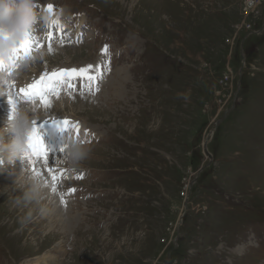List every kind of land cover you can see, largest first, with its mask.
I'll use <instances>...</instances> for the list:
<instances>
[{"label":"rangeland","instance_id":"1","mask_svg":"<svg viewBox=\"0 0 264 264\" xmlns=\"http://www.w3.org/2000/svg\"><path fill=\"white\" fill-rule=\"evenodd\" d=\"M245 2L37 0L33 50L0 74V130L10 99L34 108L50 164L4 165L0 264L46 254L56 264H264V0L249 15ZM87 66L103 69L98 91L58 83L48 107L12 95L45 72ZM63 120L79 133L57 128ZM72 139L91 149L78 167L65 159ZM51 166L67 178L53 180ZM23 170L46 180L53 212L76 222L52 212L22 224L28 210L12 201Z\"/></svg>","mask_w":264,"mask_h":264},{"label":"clouds","instance_id":"2","mask_svg":"<svg viewBox=\"0 0 264 264\" xmlns=\"http://www.w3.org/2000/svg\"><path fill=\"white\" fill-rule=\"evenodd\" d=\"M42 21L37 12V0H0V57L11 61L15 57L18 41L32 35ZM185 98L186 97H181ZM34 108L20 107L12 113L6 127L0 130V173L5 164L25 161L29 155V141L35 123ZM91 149L75 139L70 140L65 159L78 167L89 158ZM16 188L23 194L12 201L16 208L27 209L21 223L24 225L38 218H47L53 209L47 197H51L48 182L25 170L16 176Z\"/></svg>","mask_w":264,"mask_h":264},{"label":"snow or ice","instance_id":"3","mask_svg":"<svg viewBox=\"0 0 264 264\" xmlns=\"http://www.w3.org/2000/svg\"><path fill=\"white\" fill-rule=\"evenodd\" d=\"M41 7L37 4V8ZM47 10L49 12L54 11V6L48 5ZM54 36L50 37L49 42V50L51 51V41L54 40ZM42 46V45H40ZM33 50V41L31 37L18 41L17 46L15 49V55L19 59V53L23 52L25 55L29 54ZM107 53V48L105 49V54ZM7 71L6 61L3 59V57H0V74H3ZM97 71L95 66H87L85 68L81 69H65L53 72L51 74L45 72L42 74L41 78L31 84L27 88H21L18 93H12V95L20 100V97L23 96L25 98H29L26 102L29 103H35L37 100L41 101L45 107L49 106V100L48 96L56 92L55 85L58 83H64L69 82L68 86L69 88H72L73 91H75V88L71 81L81 80L87 82L86 86L91 89V86L93 84H96V91L99 90L98 84L100 81L103 80V69L101 68V75L97 76L94 73ZM7 74L9 76L12 75L10 71H7ZM9 87H13L12 85H9ZM9 103L13 105V112L16 111V105L15 101L10 99ZM69 125H74L77 133L80 131V125L75 124V122L70 120H63L59 122V127L61 131H67ZM40 129L38 127H34L33 133L31 135L30 141H29V155L27 159L35 158L37 161L43 160V163L45 165L50 164V153L48 148L46 147L44 140L42 136L39 134ZM61 152H63V149H61ZM34 170V169H33ZM57 172V169L53 166L48 168V174L52 176L53 180H59L61 177L67 178L63 172H60V174L57 176L55 173ZM39 175V173H37ZM76 179H83L82 176H77ZM55 187L53 188V192H55ZM75 192V189H72L68 194L72 195ZM63 202V201H62Z\"/></svg>","mask_w":264,"mask_h":264},{"label":"bare ground","instance_id":"4","mask_svg":"<svg viewBox=\"0 0 264 264\" xmlns=\"http://www.w3.org/2000/svg\"><path fill=\"white\" fill-rule=\"evenodd\" d=\"M53 16H54V14H53ZM204 21V20H203ZM199 23V22H198ZM189 24V23H188ZM200 24H202V23H200ZM190 25V24H189ZM198 25V24H197ZM200 26V25H199ZM201 28H202V26H200ZM57 50V49H56ZM1 94V93H0ZM63 98H65V97H61L60 99H58L57 101H58V103H60V105H62L63 106V104H64V100H63ZM57 99V98H56ZM55 99V100H56ZM16 100V99H15ZM14 100V101H15ZM72 100V99H71ZM67 101L68 100H66V103H67ZM77 101V100H76ZM69 102V101H68ZM62 103V104H61ZM70 103V102H69ZM75 104H76V102H75ZM36 107V106H35ZM64 107V106H63ZM10 117L11 116H9V119H10ZM6 118H8V117H6ZM5 119V118H4ZM7 122V121H6ZM47 124V123H46ZM49 126H50V124H48ZM59 126V125H58ZM58 128V127H57ZM45 131V130H44ZM51 132V131H50ZM56 132V131H55ZM54 133V132H53ZM45 134H46V132H45ZM18 161V160H17ZM17 161L14 163V164H8V165H6L7 166V168H6V171H5V173L7 172V171H10V170H13V168H15V164L17 163ZM37 162H31L30 163V168H28V169H30V170H32V168H35L34 167V165L36 164ZM36 167H37V165H36ZM32 172H34L35 173V170H33ZM31 172V173H32ZM0 176H1V173H0ZM51 191V190H50ZM47 199H48V201L49 202H52V199H51V197H47ZM55 200V199H54ZM53 203V202H52ZM51 203V205L53 206V204ZM54 214H53V221L54 222H56V223H58V222H60V224H62V225H66V227H68V226H71L72 224H73V222H76L75 221V219L71 216V217H69V214H68V211H64V210H58V206H55L54 205ZM50 216H52V215H50ZM73 229V228H72ZM68 230V229H67ZM67 233V232H66ZM50 234V233H49ZM76 247V246H75ZM72 250V249H71ZM77 252V251H76ZM75 254V253H74ZM61 255V254H60ZM74 257V256H73ZM57 258V257H56ZM81 258V257H80ZM79 258V259H80ZM58 261H57V259H54V258H52L50 255H45V256H43V257H40L37 261H36V264H56ZM78 263V262H77ZM66 264V263H65ZM99 264V263H98Z\"/></svg>","mask_w":264,"mask_h":264},{"label":"built area","instance_id":"5","mask_svg":"<svg viewBox=\"0 0 264 264\" xmlns=\"http://www.w3.org/2000/svg\"><path fill=\"white\" fill-rule=\"evenodd\" d=\"M261 4V0H246L245 2V10L247 12V15L250 14V12L256 10V8Z\"/></svg>","mask_w":264,"mask_h":264},{"label":"water","instance_id":"6","mask_svg":"<svg viewBox=\"0 0 264 264\" xmlns=\"http://www.w3.org/2000/svg\"><path fill=\"white\" fill-rule=\"evenodd\" d=\"M221 122V120H219L216 124L218 125ZM207 141L204 142L203 144V153L205 156H207L208 158H211V154L209 153L208 149H207ZM187 206V202H185V207Z\"/></svg>","mask_w":264,"mask_h":264},{"label":"trees","instance_id":"7","mask_svg":"<svg viewBox=\"0 0 264 264\" xmlns=\"http://www.w3.org/2000/svg\"><path fill=\"white\" fill-rule=\"evenodd\" d=\"M75 10H76V12L81 13V12H84L85 9H84V6H81L80 9H75ZM151 64L155 65L154 62H151Z\"/></svg>","mask_w":264,"mask_h":264}]
</instances>
